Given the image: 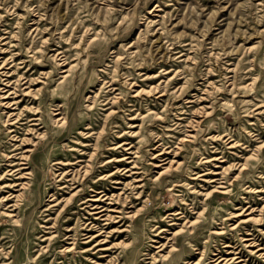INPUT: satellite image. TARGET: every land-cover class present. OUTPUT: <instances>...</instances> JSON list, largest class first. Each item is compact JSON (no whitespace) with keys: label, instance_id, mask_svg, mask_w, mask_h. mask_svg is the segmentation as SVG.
<instances>
[{"label":"rangeland","instance_id":"1","mask_svg":"<svg viewBox=\"0 0 264 264\" xmlns=\"http://www.w3.org/2000/svg\"><path fill=\"white\" fill-rule=\"evenodd\" d=\"M0 36H7L0 41V57L13 52L5 68L13 72L12 79L20 73L38 77L30 87L33 94L18 92L23 98L20 109L27 106L23 113L29 116L17 123V135L33 139L35 155L27 165L25 195L13 211L18 221L6 212L12 200L0 202V264H95L91 258L107 262L104 259L110 256L108 264H149L152 253H166L171 243L177 249L155 264H193L200 256L197 264H213L214 253L227 255L234 247L250 264H264V258L249 251L257 247L244 244L251 240L245 238L254 237L264 247V220L243 221L249 211L245 210L230 228L239 220L228 214L243 204L263 202L264 191L258 194L248 186H264V150L249 157L241 175L228 180L227 193L222 187L204 193L215 183L206 181L213 173L205 172L217 169L215 162H225L211 157L237 161L250 154L241 146L228 147L231 138L251 142L249 148L264 139V113L253 109L256 98H264V0H0ZM7 41L10 46L3 43ZM55 57L65 59L63 69H71L64 82ZM164 67L158 76L142 79L140 73L153 74ZM5 76L0 74V81ZM158 82L164 88L161 95H134L135 88ZM114 91L121 97L110 102ZM196 94L205 97L201 104L209 114L193 111L200 104ZM59 104L64 119L57 123L53 112ZM35 107L37 125L28 121ZM188 120L196 124L188 126ZM26 127L37 128L40 134H24ZM8 130L0 110V186L18 179L4 172L10 167L6 153L27 146L14 150L18 140ZM188 132L194 136L180 141ZM213 133L219 134L213 138ZM73 145L77 149H71ZM92 149L90 170L85 175L82 169L73 171L72 186L79 190L66 202L69 189L59 185L78 166L69 165L68 176L62 178L58 174L67 165L53 162L76 156L86 160ZM163 149L169 152L153 157ZM167 156L181 163L157 176L161 168L154 164ZM130 160L136 162L132 171L126 170L132 166ZM94 187L105 188L114 197L121 192L119 199H106L121 210L120 220L111 227L123 228L108 237L114 246L106 257L80 252L88 247L82 236L96 232L82 227L91 209L80 203L86 194H94ZM16 188L1 186L0 195ZM54 192L63 199L60 205H52ZM138 207V215L130 220L125 211ZM171 209L180 210L181 216L169 221ZM200 210L193 232L186 224L172 237L177 224L194 219ZM159 225L165 229L154 235ZM220 227L224 229L217 233ZM65 233H77L74 250L65 249L71 241ZM168 236L172 238L166 247L155 248L159 242L154 239L162 242Z\"/></svg>","mask_w":264,"mask_h":264},{"label":"bare ground","instance_id":"2","mask_svg":"<svg viewBox=\"0 0 264 264\" xmlns=\"http://www.w3.org/2000/svg\"><path fill=\"white\" fill-rule=\"evenodd\" d=\"M6 37L7 36H0V41L5 40ZM10 42L11 41H7V42H3V43H6L7 46H10ZM1 48L3 49L2 51H5L4 50L5 47L3 48L1 46ZM11 53L12 54H10V56H1L0 57V74L6 75L5 78L1 77V81H0L1 83L4 84L3 87H0V106H1L0 110H1V113L3 116V122L5 125H7V128L9 129L8 131L10 132L11 137L18 140V144L15 145L16 148H14V150L18 149L19 148L18 145H20V144L21 145H27V146L23 150H20L18 152L9 151L6 153V159L8 160V163H9L7 165H9L10 167H7V169L4 172H9L10 174H14V175H16V178H18V179H16V180L12 179V181L5 182L1 186L2 187L3 186L4 187H10V188H13V186H18V188H16V190L13 189L12 191L7 190L8 192L6 194L0 195V202L9 201V199L12 200V202L8 204L7 209L8 208L9 209L6 212H8V215L11 216L12 220L18 221L17 212H13V211H15L18 208L20 201L23 199V196L25 195V189L28 187V184H29L28 178H29V174H30V170H27V168H28L27 165L34 158V155H35V152H34L35 148L33 146V145H35V142H32L33 139L31 137H28L27 135H23L21 137H20V135H17V133H18V131L16 129V127H18L17 123H19L23 119H26L29 116V114L23 113V109L27 110V108H26L27 106L24 105L22 107V110L20 109V104H21L23 98L20 99L18 97H19L20 93H23L24 95H28L30 93L33 94L34 89L30 88V87H31L32 83H35V81H37L38 77H33V76L27 77V76H24L23 73H20V74H17L18 76H16V78L12 79L13 75H14L13 72H9V70L5 69L7 64L12 62L11 58L13 57V52H11ZM59 53H61V51ZM56 61L60 65V67H59L60 72H61L60 82H64V80H66V77L70 74L69 72L71 71V69H70V67L63 69L62 66L65 65V62H64L65 59L64 58L60 57ZM164 69H166V67L158 70L156 73H153V74H150L148 72H142L140 74H142V76H144L142 79H149V78H153V77L158 76L160 73H163L162 71ZM171 71L172 70L169 69V70H166L165 72H171ZM135 83L136 82L134 79H131L129 82L130 86L135 85ZM24 84H25V86H23ZM247 84H244V86H246ZM113 87H114V85H113ZM162 90H164V88H161V86L158 82V83H154V84L151 83L146 88L144 86H140L139 88H135L133 91H135L134 95H139V94H144V93L149 95V94H152L155 92H160ZM19 91H20V93L18 94ZM113 93L114 94L111 96V98L109 100L110 102H114L119 97H121V96H119V92L114 91ZM162 93L163 92H160V95ZM204 98L205 97L203 95H200V94L195 95V100L198 101L200 104L202 103V100ZM200 104L193 111L199 112L200 114H203V115L209 114V111H207V109H208L207 106H205L204 104H201V105ZM32 107L33 106H28V110ZM60 107H61V104H59V106L57 108H55L56 110L53 112V115H56L53 117L54 121L57 123H60L64 119V115H63L64 112H62V109L59 110ZM253 107H254L253 109L258 110L256 113H258V112L264 113V98H261V99L256 98V102L253 103ZM34 109H35L33 112L34 116L29 117L28 121L34 120L33 123H30V124L37 125L40 123L39 122L40 118L38 116L39 111H38V107H35ZM111 111H112V109L108 113H110ZM194 119H196V118H194ZM21 123H24V122H21ZM195 124H194L193 120H188L186 122V125L192 126V127ZM27 125H29V124H26V126ZM12 126L14 128H12ZM31 131H34L36 134H40V132L37 131V128H34V127H26L24 134H29ZM218 134L219 133H217V134L213 133L211 135V137H213V138L217 137ZM225 135H227V133L221 134L219 136L224 137ZM185 136H194V135L191 134V132H188L184 136L180 137L179 140L180 141L184 140ZM230 138H231V136L229 135L227 137V139H230ZM256 141H257V144L253 145L251 148H249L248 146H250L252 143L248 142V141L239 142V140L231 138L227 142L228 147L241 146L242 148H247L250 151L249 155L241 156V158L237 161H229V160H225V159L220 160V158H223L224 156H217V155L210 158V160L225 161V162H223L222 164H216V162H215L213 165L216 166L217 169L212 168L211 170L209 169L208 172H205V173H213V176L206 178V181H209V179H210V181L215 182L214 188L204 192L205 195H209L210 192L213 190L216 191L218 189V187H222L221 190H222V192H225V193H227L230 190V188H229L230 183L228 184V180H230V178L232 176L241 175L243 169H246L247 165L249 164L248 163L249 157L250 156L256 157V155L258 154V151L264 150V139L256 140ZM29 143H31V144H29ZM124 143L129 144L131 142H124ZM30 145H32V146H30ZM96 145H97V143H94V146H96ZM20 148L22 149L23 146H21ZM128 148H131V146L130 147L128 146L124 149H128ZM71 149L75 150V149H77V147H75V145H73ZM94 149L96 150L95 147H94ZM94 149H92V151L87 153L88 158L86 160H83L77 156L75 157L76 160L75 159L74 160H72V159H65V160L57 159V160H55L53 163H60L62 165H67V166L62 167V171L58 175H61L62 178H65L66 176H68V173L66 174V172H69V171H67V170L65 171V168H68L69 165H71V169L75 168V166H78L74 170H71L72 173H73V171H77V173H78L82 169L81 173H83V175H85L90 170L91 163H92L91 159H92V156L95 154ZM79 150H81L80 153H82V149H79ZM129 152H133V151H129ZM164 152H169V150L163 149V151H160L157 154H154L153 157L160 158L161 154ZM84 153H86V152H84ZM173 153H174V156L177 155V151H174ZM174 159L167 156V157H164L161 159V160H164V162L155 163L154 164L155 166H159L161 168L160 170H158L157 176H159L162 172L169 170L170 168L175 166L174 165L175 163L177 164L176 166H179L181 162H178L177 160H174ZM130 161L132 162V166L127 168L126 170L132 171L133 168L136 167V162L134 160H130ZM233 169L237 170L236 174H235V170H233ZM1 170L2 169L0 168V171ZM194 173H197V172H194ZM2 175H3V171H2V173H0V177H2ZM55 175H57V174H55ZM74 175H76V173H73L70 178H66V179L62 180V182H61L63 184L62 186L59 185L60 188L65 187V188L69 189L70 194L64 198V200L66 202L69 201L70 199H72V197L75 196L79 190V188L74 190L76 186H72L74 183V178H75ZM106 175L110 176L111 173L106 174ZM198 175H201V174H198ZM141 179L142 178L139 177V178H136L135 181L141 180ZM58 184H60V183H58ZM124 184H126V183H124ZM221 184H223V185H221ZM141 185L142 184L137 183L136 186L140 187ZM248 187H250V190H253L254 192H256L258 194H260V192L264 191L263 185H260V186H257V185L256 186H250L249 185ZM91 191H94V194L88 193L84 197L81 198L82 201L80 200L81 201L80 203H86V206L91 209V212H88L90 214V217H86L87 221L82 222V224H84V226H82V227H84V228L87 227L88 230H96V232L95 233L91 232L89 234L85 233V235L82 236V238H84V241L82 243L85 244L84 245L85 247L86 246H88V247L83 248L84 246H81L83 249L80 250V252L89 251L90 253H93V254L99 253L100 254V255H98L99 257H103V256L106 257L107 255H109L106 252L114 246L113 243L108 244L109 243L108 237L111 236V234H113V232H115V231L123 230V228L118 230L120 228L119 225L111 227L112 226L111 223L118 222L120 220L121 210H119V209L116 210L115 206H112L111 203H115L114 201L112 202L111 200H108V202H107L106 199H113V200L119 199V198H121L120 197L121 192H118L116 194V196L114 197L113 196L114 193H109V191H107L105 188L94 187V189L91 188ZM55 193L56 192L50 194V196L52 197L51 200L54 202L52 205H60V203L62 202L63 199H58L57 197H55ZM136 193H137V197H140V198L142 197V195L139 196L140 192H136ZM89 195H90V197H88ZM125 201L126 200L123 198V202H125ZM142 201L144 204L146 199H144ZM247 201H245V202H247ZM262 201L263 202L261 204H258V205L243 204L240 207H236V209L239 208L238 211L229 212L228 214L232 215V216H238V215H241L242 213H244L245 210H249L246 213L247 217L243 218V221L248 222V221L254 220V221H258L261 223V221L264 220V198ZM4 204H5V202H4ZM62 207L63 206H61L60 210L63 209ZM140 209H141V207H138L135 209L132 208L130 210L125 211V214L130 220H132L133 218H135L138 215V212L140 211ZM254 211H256V212L254 213ZM113 212H120V214H115ZM201 212H202V210L198 211V214L195 216L194 219L186 220V218H185L184 222H182L181 224H177V226L180 225V227L176 230H173V232H171L172 237L175 234L180 233L181 231H184V227L186 226V224L188 226H190V232H193L192 228H194L195 223L198 221ZM179 214H182L180 210L171 209V211H169L167 213V217H170L169 218V221H170V220L176 219V217H180L181 215H179ZM177 215H179V216H177ZM239 217L240 216H238L236 218V220H239ZM240 221H241V219L239 221H237L235 224L232 223L230 225V228L235 227L238 224V222H240ZM174 223H175L174 221H171L169 224H174ZM262 227L260 228V230H262ZM68 229H70V228H68ZM164 229L165 228H163L162 226L159 225L158 227H156L154 229L156 231L154 235H159L158 233L163 232ZM223 229H224V227H220L219 229H216L215 231L217 233H221L223 231ZM262 232H264V231H262ZM247 233L252 234V232H247ZM66 234L67 233L64 234L65 238H70L71 241L69 242L70 243L69 245L65 246V249L74 250L77 247L75 245L77 243V241H76L77 233L68 234V235H66ZM78 235H79V233H78ZM80 235H83V234L81 233ZM51 236L52 235H50L48 238H50ZM172 237L168 236V237H166L165 241H162V242L157 240V239H154V241L159 242V244L157 246H155V248L157 247V248H159V250L163 249V247H166L168 245L166 243H167V241H170L169 239H171ZM44 239H46V238H44ZM245 239H251V240H249L248 243L245 242L244 243L245 245H254L257 247L254 251H253V249H251L249 251L257 254L258 256H260L262 258H264V247L260 246V244L262 242L256 243L257 240L254 237L253 238L252 237L251 238H245ZM47 246H48V244H46L44 246V250H46ZM169 247L170 248L168 250H166L167 251L166 253H164V252L163 253H155V254L152 253L150 255L151 260H150L149 264H155V262L160 261L162 258L167 259V257L170 256V252L172 250L177 249L176 245L174 243H171L169 245ZM5 253L8 254V251H5ZM227 253H230V254L224 255V253H214V255L216 254L215 255L216 257L213 256L211 261H213V264H250V261L248 260V258H246V254H244L241 250H236V247H234V249L232 251H228ZM116 256H117V254H116ZM111 257L112 256H110L109 259H104V260H106L107 262L108 261L111 262ZM200 259H201V256L197 260H195L193 262V264L199 263ZM98 260L97 259L93 260L92 258L90 259V261L94 262L95 264H108L107 262H98ZM119 263L123 264V261L119 262Z\"/></svg>","mask_w":264,"mask_h":264}]
</instances>
